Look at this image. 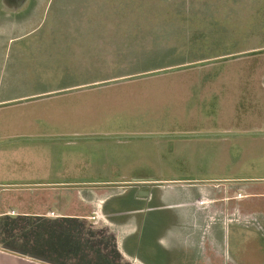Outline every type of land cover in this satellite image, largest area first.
I'll return each mask as SVG.
<instances>
[{
	"label": "rangeland",
	"instance_id": "1",
	"mask_svg": "<svg viewBox=\"0 0 264 264\" xmlns=\"http://www.w3.org/2000/svg\"><path fill=\"white\" fill-rule=\"evenodd\" d=\"M23 14L40 23L6 49L0 77L14 68L26 83L57 81L50 182L54 191L68 188L74 211L88 216L53 236L62 239L54 252H70L73 264H138L119 254L121 232L104 203L122 195L110 204L131 207L122 197L141 178L150 182L135 184L139 190H173L178 194L169 198L179 201L183 192L198 193L189 202L209 221L264 213V0H26L16 15ZM100 79L106 80L66 87ZM15 111L21 110L0 116L20 127ZM178 211L145 209L136 250L148 264L160 261L150 239ZM124 215L121 221L130 220ZM247 230L240 236L254 248L239 251V262L263 264L260 232ZM234 233L227 229L224 237Z\"/></svg>",
	"mask_w": 264,
	"mask_h": 264
},
{
	"label": "crops",
	"instance_id": "2",
	"mask_svg": "<svg viewBox=\"0 0 264 264\" xmlns=\"http://www.w3.org/2000/svg\"><path fill=\"white\" fill-rule=\"evenodd\" d=\"M25 1L0 0V76L3 66H6V49L32 32L33 24L40 23L39 17H35V14L16 15ZM31 12L32 10L28 14H32ZM95 32L96 30L91 31L90 34L94 35ZM51 33L55 34L57 31H51ZM19 47L17 46V50ZM14 71V68L10 70L6 80L3 78L1 80L0 77V82L4 81V84H1L2 87L0 86V112L6 108L19 107L21 111H15L20 113L17 119H22L24 122L20 127L8 126L5 123L11 122L4 117L7 114L3 113L0 116V264H73L72 261H67V255L70 252L53 251L54 246L62 245L59 242L62 239L56 241L53 236L58 238L59 230L75 229L74 220L88 219V216L74 211L73 201L67 192L68 188L54 191L50 182L53 160L49 144L55 133L54 119L58 114L57 81L46 78L26 83L15 77ZM104 80L106 79L90 82L74 81L66 87L86 86L89 83ZM36 105H39L40 109L37 113H33L32 108ZM35 116L44 120H36ZM31 146L36 148L37 157L32 156ZM42 147L44 152L40 149ZM32 172L35 177H39L33 180L37 183H31ZM41 176L44 180H40ZM149 182L150 180L141 178L128 183L129 186L125 192L128 196L123 195L122 198L126 202H132L131 207L121 208L119 207L121 204L118 206L115 203L110 204L122 195H111L104 203V212L113 216L116 229H120L118 231L121 232L122 237L117 239L116 246L123 259L134 260L138 264H148L145 262V256L141 258L136 250L139 246L136 244V239L146 224L143 223L145 209L179 210L174 215L176 220L174 217V221L158 225L162 234L150 239V245L160 250V261L157 264H224L227 259L231 260L232 264H241L239 254L244 247L245 251H248L249 246L254 248L249 237L244 238V232L243 237L240 236L241 230L248 232L247 228L252 225L246 224L245 221L229 224L209 221L210 216H206L202 207L189 202L199 197L195 192H183L184 200L180 201L177 197H172L176 200L169 198L178 193L167 189L160 192L147 189L148 194L143 192L141 195L135 184ZM59 183L65 184L63 181ZM18 184L31 189L20 191ZM12 186H17L18 189ZM31 197L34 200L32 206L28 208V200ZM128 212L131 214L130 220L121 221L122 218H126L124 214ZM258 220L263 226V231H259L262 232L261 234L256 232L261 238L259 250L262 256L259 258H263L264 264V213L258 216ZM123 229L127 230L124 231L125 234L122 232ZM227 229L230 233L235 232V239L227 241L224 237ZM27 231H34L33 235ZM43 231H45L44 234ZM27 234H31L32 238H27ZM64 244L68 246L69 242Z\"/></svg>",
	"mask_w": 264,
	"mask_h": 264
},
{
	"label": "built area",
	"instance_id": "3",
	"mask_svg": "<svg viewBox=\"0 0 264 264\" xmlns=\"http://www.w3.org/2000/svg\"><path fill=\"white\" fill-rule=\"evenodd\" d=\"M244 221L246 224L256 227L259 231H263L261 223L255 217L246 216Z\"/></svg>",
	"mask_w": 264,
	"mask_h": 264
},
{
	"label": "water",
	"instance_id": "4",
	"mask_svg": "<svg viewBox=\"0 0 264 264\" xmlns=\"http://www.w3.org/2000/svg\"><path fill=\"white\" fill-rule=\"evenodd\" d=\"M138 192H140V193H143L144 192L143 194H148V191L147 190H144V191L143 190H140Z\"/></svg>",
	"mask_w": 264,
	"mask_h": 264
},
{
	"label": "trees",
	"instance_id": "5",
	"mask_svg": "<svg viewBox=\"0 0 264 264\" xmlns=\"http://www.w3.org/2000/svg\"><path fill=\"white\" fill-rule=\"evenodd\" d=\"M128 3V2H127ZM127 3H125V4H121L120 6H123L124 7V5H127ZM122 8V7H121Z\"/></svg>",
	"mask_w": 264,
	"mask_h": 264
}]
</instances>
